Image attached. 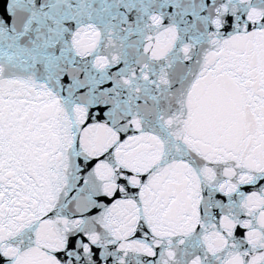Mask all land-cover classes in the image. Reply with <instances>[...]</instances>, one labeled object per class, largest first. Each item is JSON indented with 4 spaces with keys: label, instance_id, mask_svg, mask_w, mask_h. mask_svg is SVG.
Here are the masks:
<instances>
[{
    "label": "snow or ice",
    "instance_id": "6c2138e0",
    "mask_svg": "<svg viewBox=\"0 0 264 264\" xmlns=\"http://www.w3.org/2000/svg\"><path fill=\"white\" fill-rule=\"evenodd\" d=\"M0 264H264V0H0Z\"/></svg>",
    "mask_w": 264,
    "mask_h": 264
}]
</instances>
